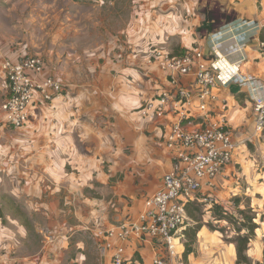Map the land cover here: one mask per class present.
<instances>
[{
    "label": "crops",
    "instance_id": "0c3cea01",
    "mask_svg": "<svg viewBox=\"0 0 264 264\" xmlns=\"http://www.w3.org/2000/svg\"><path fill=\"white\" fill-rule=\"evenodd\" d=\"M50 9L51 16L41 13L35 26L42 30V19L51 20L50 41L65 39V55H57L54 45L51 55L42 50L30 54L25 45L35 42L21 32L20 20L8 28L21 35H0V62L39 55L44 75L64 85L51 102L37 99L20 128L4 124L0 109V264L30 258L112 264L114 250L101 251L104 238L98 226L133 220L142 211L171 167L164 134L180 112L187 113L193 129L203 125L205 116L194 99L189 107H167L154 121L142 118V104L172 89L165 72L148 59L156 50L171 56L200 50L208 63L241 60L242 74L263 78L264 0H83ZM80 33L87 37L81 53L69 48ZM2 82L0 72V105ZM179 85L198 87L193 76L181 77ZM213 91L218 99L206 115L216 117L222 110L234 138L246 142L216 176L214 187H202L189 203L200 205L207 196L227 211L229 202V211L235 212L241 210L240 193L253 192L257 184L264 188V140H247L255 115L245 89L230 84ZM187 211L183 232L187 228L197 250L208 256L199 259L181 244L184 264H236L235 245L223 236L228 244H219L202 217L194 230L197 222ZM120 244L125 264H149L163 252L161 243L131 239Z\"/></svg>",
    "mask_w": 264,
    "mask_h": 264
},
{
    "label": "built area",
    "instance_id": "2783aa9c",
    "mask_svg": "<svg viewBox=\"0 0 264 264\" xmlns=\"http://www.w3.org/2000/svg\"><path fill=\"white\" fill-rule=\"evenodd\" d=\"M260 47L264 49V42ZM151 59H148L150 64L156 61V67L165 72L172 89H162L142 104L138 109L140 116L154 121L167 107L183 104L189 107L194 99L197 100L196 107L205 116L203 125L193 129L187 113L180 112L164 134V144L172 156L171 167L164 173L160 187L145 199L142 211L133 220L98 226L97 231L104 238L101 251L114 250L112 264H125V250L120 243L131 239L163 245L162 254L155 255L149 264H184L175 239L181 243L187 203L202 187H214L216 176L231 162L236 148L246 142V139L237 141L234 138L222 110L216 117L206 115L210 103L218 99V93L213 89L230 84L245 89L255 115L253 131L247 140H264V77L242 74L239 71L241 60L229 65L221 63L222 60L208 63L200 50L177 56L156 50ZM44 67V60L39 55L27 54L17 61L4 59L0 62L4 94L0 109L2 121L7 126L14 129L24 126L37 99L48 103L64 90V85L56 78L44 75ZM188 76L194 77L198 86L195 90L179 85L180 78ZM202 199L213 203L207 196ZM20 264L52 263L30 258Z\"/></svg>",
    "mask_w": 264,
    "mask_h": 264
},
{
    "label": "rangeland",
    "instance_id": "374dc122",
    "mask_svg": "<svg viewBox=\"0 0 264 264\" xmlns=\"http://www.w3.org/2000/svg\"><path fill=\"white\" fill-rule=\"evenodd\" d=\"M79 3L81 4L83 0H0V35L4 36H17L21 35L15 28H8L10 25L16 24L18 25L17 21L20 20L21 22V32L23 31L25 33V36L32 37L34 39L35 43H29L26 44L27 50H30V54L34 53L35 51H43L44 55H51V46L54 45L57 55H65V52L67 50V43L66 40L60 41L58 44L51 42V20H45L43 22V29L41 30L40 27H37V25L40 21L38 20L37 16L42 13V16L49 17L51 16V6H67L68 4ZM42 5V9L40 8ZM82 8H80V16L82 15ZM10 12V15H9ZM8 15L10 18H8ZM36 16V18H35ZM35 18V19H34ZM4 25L5 28H2L1 25ZM78 26L82 28V21H78ZM33 28V29H32ZM81 30V29H80ZM86 39L87 37H83L82 33H80L79 36L75 38L76 42H74V45H70L69 48H74L76 52H80L83 50L82 48L86 46ZM89 40H92L89 37ZM39 41V42H38ZM93 46V45H91ZM68 48V49H69ZM34 51V52H33ZM46 53V54H45ZM29 55V54H28ZM151 59V56L149 58ZM3 97V96H2ZM240 170V169H239ZM260 181L261 178H258ZM262 181V180H261ZM241 186L246 188L247 184L241 183ZM248 191L247 194L240 193L239 197L240 204H241V210L243 209H250L249 211L252 213H255L256 219L255 222L257 223V228L255 229V236L250 242V247L248 250V256L250 257V264H259L263 261V255H262V249L264 246V188H259L258 184L255 187V190ZM200 193V192H198ZM229 201H232L230 198ZM227 204V209L232 208L229 207L230 203ZM245 205L248 206V208H245ZM211 204L206 202L205 200H202V204L199 205V208L201 210L200 218H203V222H212L214 226L220 227L224 226L226 229L227 223L226 222H217L212 220L210 208ZM228 210V211H229ZM229 211V212H231ZM215 227V228H216ZM232 227H227V231H231ZM187 231V228L186 230ZM183 232V237L181 238V243L184 245V251L186 249L194 250L195 255H199L200 257L208 256L206 255V252L197 250V245L193 241V239L187 236V234ZM217 237L220 239L218 241L219 244L225 245L226 243L219 230L215 229ZM190 236V235H189ZM175 243L177 246V250L180 249L181 243H179L175 239ZM212 253L211 255H213ZM209 255V256H211ZM201 264V263H200Z\"/></svg>",
    "mask_w": 264,
    "mask_h": 264
},
{
    "label": "trees",
    "instance_id": "16d2710c",
    "mask_svg": "<svg viewBox=\"0 0 264 264\" xmlns=\"http://www.w3.org/2000/svg\"><path fill=\"white\" fill-rule=\"evenodd\" d=\"M212 220L217 222H226V229L223 226L216 227L212 222H207V226L210 229H217L222 234L226 242L233 243L235 245V263L236 264H250V257L248 256V250L250 247V242L255 236V229L257 228V223L255 222L256 215L251 213L250 209L237 210L235 212H229L225 210L220 204L213 202L210 207ZM189 216L197 222L194 230H197L201 225V218L194 214H201V210L198 204L186 205ZM232 227L231 231H227V227ZM216 227V228H215ZM190 249H186L185 252H189ZM263 261L259 264H264V246L262 249Z\"/></svg>",
    "mask_w": 264,
    "mask_h": 264
}]
</instances>
